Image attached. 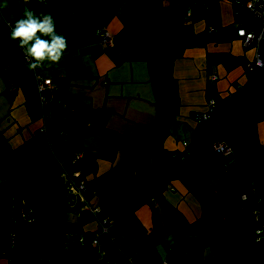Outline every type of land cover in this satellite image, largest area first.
Returning <instances> with one entry per match:
<instances>
[{
    "label": "crops",
    "instance_id": "obj_1",
    "mask_svg": "<svg viewBox=\"0 0 264 264\" xmlns=\"http://www.w3.org/2000/svg\"><path fill=\"white\" fill-rule=\"evenodd\" d=\"M149 1L31 0L28 7L50 12L68 43L58 64L41 68L50 82L45 106L30 60L10 38L23 0L0 9L8 21L0 22V165L29 168L15 177L44 222L16 229L13 255L0 253V264H264V67L246 72L257 52L264 58V44L248 47L237 35L260 22L227 1L205 0V28L196 33L205 42L175 52L172 11ZM152 10L167 35L154 34ZM209 100L216 120L197 122ZM60 133L68 134L54 146L60 158L82 156V199L61 182L49 143ZM216 141L233 147V159L214 151ZM185 142L188 161L164 163L161 147L183 151ZM106 219L110 230L101 233ZM85 233L98 243L76 244Z\"/></svg>",
    "mask_w": 264,
    "mask_h": 264
},
{
    "label": "built area",
    "instance_id": "obj_2",
    "mask_svg": "<svg viewBox=\"0 0 264 264\" xmlns=\"http://www.w3.org/2000/svg\"><path fill=\"white\" fill-rule=\"evenodd\" d=\"M234 5L236 9V14H240L243 11H248L254 18L258 19L260 22L259 30H246L244 28H239L237 31V35L240 39H242L243 43L248 47L259 48L264 44V0H224ZM197 7L198 5H194ZM201 6L204 9H207V5L204 0L201 1ZM192 8L187 9V13H192ZM15 21L11 22V27L14 25ZM213 29H207V33H212ZM97 34L101 37L102 43L104 45H110L112 43V35L105 28H100L97 30ZM259 67H264V58L259 52L256 53L255 59L252 63L247 66V75L251 76L255 70ZM41 68L36 69L34 71V75L36 77L38 88L40 92L41 103L44 106L47 103V91L50 89V82L47 80L41 73ZM217 76L212 77V81H217ZM10 88H17V83L12 82L10 84ZM208 110L205 112H196L194 114V118L197 122L205 121L213 116L214 107L213 101H208ZM68 140L67 133H60L58 137L50 142L51 147L55 145H60ZM184 150L177 151L173 154V158L179 162H186L189 159V152L187 150L188 143L185 142L183 144ZM212 148L219 155L233 159L234 150L233 147L225 141H216L212 143ZM56 161L58 166L61 169V177L63 179V185L68 187L69 191L68 195L72 197H77L78 199H82L87 190L86 181L84 178L85 170L80 166L82 161L81 155H76L70 160H63L58 158L56 155ZM255 192V189H252ZM244 198L247 197V194L243 195ZM93 213L100 212V209H92ZM8 214L11 220L12 229L9 233V239L7 243L6 249L2 252L7 258H11L15 248V232L17 226L21 224H29L39 220V216L35 213L33 208L26 203L18 204L17 200L14 197H10L8 200ZM256 218H259V212L255 211ZM101 233H108L110 230V225L108 220L106 219L102 224ZM1 232V225H0ZM260 240V239H259ZM76 244L82 245L86 243L97 244L98 238L92 237L90 234H82L74 239ZM129 264H136L134 259L129 260ZM166 264V263H165Z\"/></svg>",
    "mask_w": 264,
    "mask_h": 264
},
{
    "label": "clouds",
    "instance_id": "obj_3",
    "mask_svg": "<svg viewBox=\"0 0 264 264\" xmlns=\"http://www.w3.org/2000/svg\"><path fill=\"white\" fill-rule=\"evenodd\" d=\"M31 0H23L22 16L16 19L11 27L10 38L18 41V46L23 49L26 59L30 60V71L58 64L68 47L66 37L57 32L55 20L50 12L31 10L28 4ZM45 5L47 0H38ZM8 7V0H0V9ZM0 22L8 23L3 17ZM171 246L178 244L172 236L167 237Z\"/></svg>",
    "mask_w": 264,
    "mask_h": 264
},
{
    "label": "rangeland",
    "instance_id": "obj_4",
    "mask_svg": "<svg viewBox=\"0 0 264 264\" xmlns=\"http://www.w3.org/2000/svg\"><path fill=\"white\" fill-rule=\"evenodd\" d=\"M146 1L148 2V0H146ZM150 1L149 2L151 4L155 3V0H150ZM160 1H161V3L159 2V0H156V2H158V4L163 5V8L161 7L163 10L173 12V13L172 12L169 13V15L172 14V16H171V20H172L171 33H172V35L170 36V40L172 42V50L173 51H175V52L176 51L178 52V50L182 51V52L188 51V48L191 46V44H190L191 42L194 43V46L199 47L200 43H201L200 41L202 40V38H203L202 42H205L206 35L204 32L201 33L202 38H198L199 34L198 35L196 34L197 30H199V29L201 30V28L204 27L203 22H202V20H204L203 12H202V10H204V8L201 6L200 0H160ZM222 1H224V0H222ZM195 4L198 5L197 8L194 6ZM190 7H193L192 13L188 14L187 9ZM199 12L202 14V18L200 16ZM234 27H236V25ZM196 38H198V39H196ZM227 99L228 98H226L225 100H227ZM224 101L221 99L220 102L223 103ZM214 102H215V107H216L219 104V101L215 100V98H214ZM212 117L215 118V120H216V112L213 114ZM205 122L202 121L201 123H205ZM199 125H200V123L194 122V126L190 125V129H189L188 133L190 135L192 133L194 134V131H196V129ZM174 138L177 141L183 140L182 136H180V134L178 135V133L175 134ZM173 150L174 149H171L170 147L167 148V147L163 146V147H161L160 152L162 153V156L164 158V163L171 161L176 166L180 162L173 158V154L176 152ZM0 164H1V162H0ZM17 169L19 171H21V170H25L27 172L30 171L29 168H27L26 166L17 165L14 163V161L12 163L11 168H5L3 165H0V202L2 201V196L4 194L3 184H4L5 180L7 178H11V176L13 174L15 176H17ZM24 176L26 178H29L28 173H25ZM30 185H28L26 187H30ZM29 201H31V200L29 199ZM34 201H31V202H34ZM33 206L35 208V205H33ZM43 223L44 222H42V221H38L35 224L39 227V224L43 225ZM33 224L34 223L21 224V225L17 226L16 229L31 228ZM38 230H39V228H38ZM15 234H17V230H16ZM15 238H16V236H15ZM16 242H17V240L15 239V243Z\"/></svg>",
    "mask_w": 264,
    "mask_h": 264
},
{
    "label": "trees",
    "instance_id": "obj_5",
    "mask_svg": "<svg viewBox=\"0 0 264 264\" xmlns=\"http://www.w3.org/2000/svg\"><path fill=\"white\" fill-rule=\"evenodd\" d=\"M151 15H152L151 18H152V26H153L154 34L159 35V37L167 35L168 34V26L166 24H163V22L161 21L162 17L160 18L159 11L152 10ZM14 21H16V20H14ZM60 145H62V144H60ZM55 146L57 147L58 145H55ZM52 149H53L52 152H53L54 156L56 155L58 158H60L59 153L57 150H55L54 146ZM80 166L83 168V159L80 163ZM61 182H63L62 177H61ZM64 187L66 188V191L68 192L69 191L68 187H66V186H64ZM3 188H4V194L2 196V201L0 202V225H1L0 253H2L6 249L8 239H9V233L12 229L11 220H10V217L8 214V200L10 197H14L17 200L18 204L24 203L23 198H22L23 186L17 181L14 174L11 176V178H7L5 180V182L3 184Z\"/></svg>",
    "mask_w": 264,
    "mask_h": 264
},
{
    "label": "water",
    "instance_id": "obj_6",
    "mask_svg": "<svg viewBox=\"0 0 264 264\" xmlns=\"http://www.w3.org/2000/svg\"><path fill=\"white\" fill-rule=\"evenodd\" d=\"M6 151L3 149H0V154H4Z\"/></svg>",
    "mask_w": 264,
    "mask_h": 264
}]
</instances>
